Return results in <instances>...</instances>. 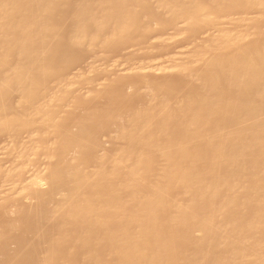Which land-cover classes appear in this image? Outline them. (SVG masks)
I'll return each mask as SVG.
<instances>
[{
    "label": "bare ground",
    "instance_id": "bare-ground-1",
    "mask_svg": "<svg viewBox=\"0 0 264 264\" xmlns=\"http://www.w3.org/2000/svg\"><path fill=\"white\" fill-rule=\"evenodd\" d=\"M241 10L255 12L228 13ZM261 23L264 0H0V134L10 136L0 151L19 149L18 163L0 167L9 179L0 207L19 206L5 207L12 222L0 240L33 231L42 242L32 264H264ZM164 26L173 32L155 36ZM204 28L202 42L182 57L166 55V63L118 70V63L89 62L87 75L109 76L94 84L87 72L69 71L77 54L109 50L134 35L142 40L154 32L150 41L158 47ZM167 74L184 79L190 94L166 96L186 89L166 81L158 88L166 94L149 85L110 87L123 76ZM80 81L92 86L79 90ZM96 92H105V108L90 114L78 104L97 100ZM137 96L146 100L126 107L124 98ZM80 109L86 117L61 133ZM97 129L108 130L110 140H96ZM23 132L25 141H17ZM40 153L46 164L23 180L20 173ZM25 208L35 216L29 212L34 218L22 222ZM17 245L12 251L21 255Z\"/></svg>",
    "mask_w": 264,
    "mask_h": 264
},
{
    "label": "rangeland",
    "instance_id": "rangeland-1",
    "mask_svg": "<svg viewBox=\"0 0 264 264\" xmlns=\"http://www.w3.org/2000/svg\"><path fill=\"white\" fill-rule=\"evenodd\" d=\"M254 10H247V11H230V12H228L229 13V15H242V16H244V17H247V16H251L252 14H254ZM226 14H224V16H225ZM261 26V27H260ZM172 28V26H164L163 27V29H164V31H162L163 29H160V30H158V32L156 33V31H155V36H156V34L158 35L159 34V36L160 35H163V34H165V35H167L168 33H171V32H173L172 30H174V29H171ZM228 28V30H234V31H236V32H240V33H244V32H250L251 30H252V26H248V25H245V26H242V27H234V26H232V25H227V27H226V29ZM261 28H264V24H259V26H258V24L256 25V28L255 29H261ZM206 28H204V30H202V29H198V30H196V31H192V32H188V33H186V35H185V38L184 39H181V40H179V41H177V43H175V42H173V43H175V44H173V43H170V44H165V45H161V46H158L157 47V45H153L152 43H151V41H150V39L153 37V33L151 34V35H149L148 37H146V38H144V39H142V40H140L139 39V37L138 36H136V35H134V38H133V36L127 41V42H125V43H122V44H119V45H116V46H114V48L112 47V48H110L109 50H96L95 52H93V53H83V54H81L80 53V55H76L75 57H76V59L75 60H72L71 62L72 63H70V65H69V71L71 72H73V70H75L74 68H76V70H80L81 72H83V73H86L84 70H86V66L85 65H87V63H89V62H93V63H96V62H98L97 64H99V65H101V66H105L107 63V65L106 66H111V64L112 65H115V63H118V64H116L115 66H118L119 64V67H117L118 68V70H124L126 67H132V66H134V65H137V63L138 64H145V62H146V64H150L149 63V61L151 62V63H153V62H156V61H163V63L165 62H167L168 60H166V59H169V57L171 58V57H176V55H177V57H182L183 55H185V54H187L188 52H190V48L193 46V45H196V44H198V43H200V42H202L203 41V39H204V36L206 35V32H208L207 31V29L205 30ZM254 29V28H253ZM168 31H170V32H168ZM204 31V32H203ZM253 31V30H252ZM135 39H137V40H135ZM139 39V40H138ZM263 40V39H262ZM140 41V42H139ZM197 43H196V42ZM264 41V40H263ZM135 42V43H134ZM196 43V44H195ZM135 44H136V46H135ZM143 46V47H142ZM152 47V48H151ZM162 47H163V49H162ZM164 47H165V49H164ZM145 48V49H144ZM148 49V50H147ZM151 49H153V50H151ZM155 49V50H154ZM159 50V51H156V50ZM113 50V51H112ZM106 51V52H105ZM118 51V52H117ZM140 51H143V53L142 52H140ZM145 51V52H144ZM121 52V53H120ZM96 53V54H95ZM110 53V54H109ZM90 54H92L91 56H90ZM109 54V55H108ZM143 54H144V56H143ZM181 54V55H180ZM97 55V56H96ZM166 55H168V56H166ZM94 56H95V58H94ZM100 57V58H99ZM145 57V58H144ZM98 58V59H97ZM103 59V61H102V59ZM121 58V59H120ZM157 58V59H156ZM160 58H161V60H160ZM108 59V60H107ZM141 59V60H140ZM143 59H145V60H143ZM119 60H120V63H119ZM105 61V62H104ZM112 61H117V62H112ZM103 62V63H102ZM122 62V63H121ZM148 62V63H147ZM114 63V64H113ZM72 65V66H71ZM85 66V67H84ZM105 66V67H106ZM72 68H73V70H72ZM127 69V68H126ZM75 70V71H76ZM68 71V72H69ZM88 74V72L85 74V75H87ZM94 74H97V75H95L94 76ZM108 75V73H94L93 72V74L91 73V75L89 76V75H87V77L85 76V80H89V81H92V83L94 84V82L95 83H99V81L101 82V80L103 81L104 79H108V77L109 76H107ZM164 75V74H163ZM159 76V77H150V76H142V78H141V76H139V75H136V77L137 76H139L138 77V79L135 77V80H134V77H126V76H123V77H121L122 78V80L120 79V80H117L118 81V83L115 81H113L111 84H114V83H116V85H111L110 87H115L116 89L118 88V90L117 91H119V89L120 88H123V90L124 89H126V88H128V86H134L135 88H136V86L138 87V89L139 88H142V90H143V88H147V89H150V88H152V86H155V87H153V88H155L154 90H156V89H158V88H160L161 86H163L164 87V85H165V83L167 82H169V84H171L172 83V86H176V87H178V86H182V84H184V86L186 87V86H189L188 84H187V82L186 81H184V79H182L181 77L179 78V76H176V75H172V74H167V75H165V76ZM172 75V76H171ZM168 76V77H167ZM174 76V77H173ZM101 77V78H100ZM125 77V78H124ZM133 78V79H132ZM142 79V81H141V79ZM151 78V79H150ZM96 79V80H95ZM137 79V80H136ZM156 79V80H155ZM84 80V79H83ZM87 80V81H88ZM132 80V81H131ZM138 80H140L141 81V83H140V81H138ZM183 80V82H181ZM86 81V83H85V81L82 83L81 81H80V83L81 84H79V86H78V84H77V88H79V90H83V91H85L84 89H88L89 87H91L92 85L90 84V86H89V83ZM127 81V83H125ZM146 81V82H145ZM148 81H150V82H148ZM157 81V82H156ZM166 81V82H165ZM172 81V82H171ZM123 82H124V84H123ZM153 82V83H152ZM160 82V83H159ZM144 83V84H143ZM147 83H150V84H147ZM182 83V84H181ZM141 84H142V86H141ZM156 84V85H155ZM162 84V85H161ZM164 84V85H163ZM176 84V85H175ZM83 85H84V87H83ZM145 85V86H144ZM148 85L150 86V88H148ZM119 86V87H118ZM130 86V87H131ZM83 87V88H82ZM157 87V88H156ZM81 88V89H80ZM116 89H111V90H113V91H116ZM163 89V90H162ZM161 90L166 94V92L168 91L169 92V90H167V89H164V88H162ZM173 89V88H172ZM171 89V90H172ZM175 89V88H174ZM108 90H109V88H108ZM110 90V91H111ZM120 90H122V89H120ZM145 90V89H144ZM153 90V89H152ZM153 90V91H154ZM158 90H160V89H158ZM157 90V94H161V95H163L164 93L162 92H160V91H158ZM164 90H167L166 92L164 91ZM177 90V89H176ZM175 90V91H176ZM183 90L184 91H182V90H180V89H178V91H170L169 93H170V95H168V92H167V94H166V96H174V95H171L173 92L174 93H177L178 95H176V96H174V97H180V96H184L185 94L188 96L189 94H190V92H189V89L186 87V89H184L183 88ZM180 91V92H179ZM107 92L108 91H106V94H107ZM160 92V93H159ZM105 93V92H104ZM103 92H96V95H97V100L96 99H94L92 102H80L78 105H79V107L80 108H82V110H84V111H88V110H90V112H92V113H94V111H96V112H98L97 110H99V108H100V110H102L103 109V107H104V103L103 102H105V101H102L101 100V98L103 97V94H104ZM110 93V92H109ZM112 93V92H111ZM173 93V94H174ZM106 94H105V96H106ZM164 94V95H165ZM110 94H108L107 96H109ZM185 95V96H186ZM144 97V96H143ZM174 97H172V98H174ZM123 98L124 97H121V99L119 98H117V103L120 101V100H123ZM135 99L133 100V98L131 99V98H124V99H126V102H127V104H126V107H127V105H132V106H134V105H138V103H142V102H144L143 100L145 99L146 100V98H142V97H134ZM137 98V99H136ZM14 99L15 98H13V101H14ZM72 99V97H70L69 99H67V100H70V102L72 101L71 100ZM73 99H75V96L73 97ZM67 100H65V102L67 103L68 101ZM104 100V99H103ZM137 100V101H136ZM97 101H98V103H97ZM122 102H124V101H122ZM69 103V102H68ZM67 103V104H68ZM84 103V104H83ZM135 103V104H134ZM137 103V104H136ZM66 104V105H67ZM84 105V106H82V105ZM90 104H93V105H90ZM97 104V105H96ZM118 104H120V102L118 103ZM125 104V103H124ZM134 104V105H133ZM63 105H65L64 104V102H63ZM88 105V106H87ZM100 105V106H99ZM82 106V107H81ZM98 106V107H97ZM121 106L123 107V104H121ZM95 107V108H94ZM124 107H125V105H124ZM131 107V106H130ZM88 108V109H87ZM105 108V107H104ZM97 109V110H96ZM99 110V111H100ZM89 112V111H88ZM89 112V113H90ZM80 113V114H79ZM82 112H81V109L78 111V113L76 112L75 114L73 113V114H71L70 115V118H69V121H67V123L68 124H65L64 125V129H63V131H61V133H65L66 131H68V130H70L72 127H73V124H74V122H76L77 120H80V118L81 119H83V117H86L85 115H83V113L81 114ZM92 113H90V114H92ZM79 115H81L80 117H79ZM79 117V118H78ZM108 122H103V124H104V126H107L108 124H107ZM67 125V126H66ZM69 125H70V127H69ZM101 130V129H100ZM99 130V131H100ZM102 131V130H101ZM95 133H97V134H94V137H95V139L96 140H101L100 138H102V140H104V139H106L105 141H109L110 140V134H109V132H108V130H106V129H104L102 132H98V129L95 131ZM102 133V134H101ZM0 147L2 148L3 146H5V144H7L8 143V141H10V136H8V135H6V134H4L3 136L0 134ZM3 137H7V138H3ZM21 137V138H20ZM25 137H26V134L23 132L22 134H20V136H19V138L17 139V141L19 140V139H21V140H23V141H25ZM51 136H49V138H50ZM52 137H54V136H52ZM98 137H100V138H98ZM9 138V139H8ZM6 139H8V140H6ZM53 138H50L49 140H48V137L45 139V140H43L42 141V144H46V143H48L47 141H50V140H52ZM21 140H19L20 142H22ZM45 141V142H44ZM3 144V145H2ZM4 148V147H3ZM18 151H19V149H17ZM17 150H15L13 153H11V152H5V154L4 155H1V152H2V150L0 151V167H2V168H5V167H9V166H11V165H14V162L17 160V158H16V154L18 153L17 152ZM99 150L101 151V150H104V147H101L100 146V148H99ZM105 151H106V149H105ZM14 153H16L15 155H14ZM43 153V152H42ZM42 153H40L39 154V156L34 160V161H32L31 163H30V166L29 165H27V166H29L28 168H25L24 170H23V172L22 173H20L21 175H19V176H22V179L23 180H25V178H27V176L29 177V176H31L33 173H31L32 171L34 172V171H37V170H39L42 166H44L45 164H46V162L43 160L44 158H43V156H41L42 155ZM107 154H108V156H109V158L111 159L112 157H113V155H114V151L113 150H111V151H107ZM19 155V154H18ZM13 158V159H12ZM16 159V160H15ZM13 162V163H12ZM15 163H18V162H15ZM44 163V164H43ZM90 165H94V163L93 162H90ZM26 166V167H27ZM29 169V170H28ZM25 174V175H24ZM16 177L15 178V180L16 181H18L19 183H21V182H23L22 181V179H21V177ZM1 179H0V194H2L7 188H6V186L8 185L7 183H9L8 181H9V179L8 178H6L5 176H1L0 177ZM4 182H5V184H4ZM3 184V185H2ZM19 185V184H18ZM4 189V190H3ZM3 191V192H2ZM33 196H35V195H32V197ZM34 198V197H33ZM17 203V202H16ZM15 202H14V204H16ZM8 204H10V203H8ZM8 204H6V205H8ZM2 206V207H4V208H2V207H0V229L2 230L3 228H4V230L3 231H7V230H5V227H6V225H9V223H10V221H11V219H10V217L7 215V212L5 213L4 212V209H5V207H6V209H16V207H18V209H19V206L17 205V206H15V205H13L12 206V203H11V205H9L8 207L7 206ZM15 206V208H12V207H14ZM2 208V209H1ZM6 209H5V211H6ZM3 210V211H2ZM7 210V211H8ZM24 211H28V212H22L23 214H21V212H20V216L21 215H23L22 217H20L19 215V218L18 219H22L23 221H26V220H28V219H30L31 220V216L32 215H30V213L31 214H33L32 212H30L31 210L29 209V208H25V209H23ZM22 210V211H23ZM2 211V212H1ZM21 211V210H20ZM30 212V213H29ZM4 213L6 214V216H8L9 217V219H8V217H6L5 215H4ZM26 214V215H25ZM29 214V215H28ZM34 215V214H33ZM30 216V217H29ZM35 216V215H34ZM34 216H32V219L34 218ZM1 218H3V219H1ZM7 218V219H6ZM15 220H17L16 218H15ZM21 220V221H22ZM29 220V221H30ZM9 221V222H8ZM22 221V222H23ZM12 222V221H11ZM44 229L43 230H47V231H49V232H51V233H53V234H58L59 232H60V230L59 229H57L56 227H54V226H52V225H45L44 227H43ZM0 230V231H1ZM24 231V232H23ZM28 231V229H26V230H21L20 232H23V234L22 233H20L19 234V239L17 238V239H14V240H10L9 241V239L8 240H0L1 242H0V263H2V264H11V263H13V258H14V261H25V264H32L31 262H30V258L32 257V255H34L35 253H37L38 251H39V247L41 246L39 243H40V239H38L37 240V238L35 239V238H33V237H35L34 235H33V237H32V234H33V231L32 232H30L31 230L29 229V231ZM57 232V233H56ZM30 233H32V234H30ZM23 236V237H21V236ZM31 236V237H30ZM26 237V238H25ZM30 237V238H29ZM21 238H22V240H21ZM31 238H33V239H31ZM25 239V240H24ZM36 241H35V240ZM23 240H24V242H23ZM30 240H32V241H30ZM38 242V243H36L35 244V242ZM9 244H8V243ZM10 242H11V244H10ZM42 242V241H41ZM7 243V244H6ZM14 243H16L15 245H14ZM20 244V246H22L23 247V249H24V251H23V249H19V251H21L20 253H21V255L24 253L25 255H27V256H24V255H22V256H24V258L21 256V255H18V252L17 253H14V251H12V248H15L16 249V251H18L17 250V247L19 246V245H17V244ZM22 243V244H21ZM29 243H32V244H29ZM17 245V246H16ZM28 245H29V247H28ZM178 244L176 243L174 246L176 247ZM16 246V247H15ZM25 246H27L26 248H24ZM34 246V247H33ZM9 247V248H8ZM36 247H37V249H36ZM8 248V249H7ZM10 249V250H9ZM6 250V251H5ZM14 250V249H13ZM15 251V252H16ZM11 252V253H10ZM26 252H28L27 254H26ZM13 253H14V255H13ZM29 254H31V255H29ZM17 255V256H16ZM30 257H29V256ZM18 256H20V257H18ZM18 257V259H16ZM27 257V258H26ZM12 259V260H11ZM22 259V260H21ZM29 259V260H28ZM59 261H62V258L61 259H59Z\"/></svg>",
    "mask_w": 264,
    "mask_h": 264
}]
</instances>
